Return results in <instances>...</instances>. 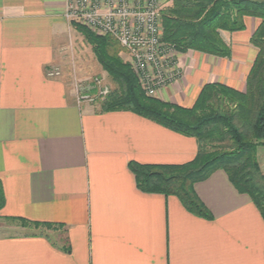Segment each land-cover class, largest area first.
Masks as SVG:
<instances>
[{
	"label": "crops",
	"instance_id": "obj_1",
	"mask_svg": "<svg viewBox=\"0 0 264 264\" xmlns=\"http://www.w3.org/2000/svg\"><path fill=\"white\" fill-rule=\"evenodd\" d=\"M67 3L0 0V216L63 226L58 241L46 232L0 235V264H264V219L223 170L194 185L212 219L137 188L130 161L183 164L197 141L130 111L76 101L62 55L71 39ZM259 22L245 17L243 30L221 32L229 57L177 53L180 75L160 98L191 107L213 82L243 92ZM54 68L61 73L48 76Z\"/></svg>",
	"mask_w": 264,
	"mask_h": 264
},
{
	"label": "trees",
	"instance_id": "obj_2",
	"mask_svg": "<svg viewBox=\"0 0 264 264\" xmlns=\"http://www.w3.org/2000/svg\"><path fill=\"white\" fill-rule=\"evenodd\" d=\"M160 16L161 41L168 48L176 53L194 50L219 57L231 55L230 44L221 32L243 30L245 17L257 18L260 22L251 44L258 54L243 92L221 83H208L191 107H182L146 94L129 60L121 57L116 40L71 23L83 32L101 69L117 85L97 103L100 112L130 111L197 141L196 155L183 164L130 161L137 188L145 193L175 196L189 212L212 219L194 185L223 170L235 189L251 198L264 219V175L256 153L259 146H264V0H172L160 9ZM2 205L0 183V208ZM4 219L35 230L63 227L22 217ZM63 249L69 250L68 246Z\"/></svg>",
	"mask_w": 264,
	"mask_h": 264
},
{
	"label": "built area",
	"instance_id": "obj_3",
	"mask_svg": "<svg viewBox=\"0 0 264 264\" xmlns=\"http://www.w3.org/2000/svg\"><path fill=\"white\" fill-rule=\"evenodd\" d=\"M65 16L77 19L117 41L128 55L139 83L149 96L162 90L180 71L176 52L161 41L160 0H67ZM60 74L58 68L48 76ZM77 102L97 104L110 93L102 77L90 81H74Z\"/></svg>",
	"mask_w": 264,
	"mask_h": 264
},
{
	"label": "rangeland",
	"instance_id": "obj_4",
	"mask_svg": "<svg viewBox=\"0 0 264 264\" xmlns=\"http://www.w3.org/2000/svg\"><path fill=\"white\" fill-rule=\"evenodd\" d=\"M65 19L69 21V23H76L82 28L86 29L87 31L97 35V36H105L101 34L97 29L92 28L80 20L77 19ZM70 44L66 48V51L62 53L64 56V62H66V66L68 67L70 75L73 80L79 81H90L94 77H102L104 82L109 86L110 93L117 89V85L108 77L105 76L102 72H100V65L98 64L94 53L92 52V47L88 41L84 38L83 32L79 29H76L73 24H70ZM112 39V38H111ZM116 47L121 55V57L126 60L128 55L125 51L119 48L116 44ZM102 70V69H101ZM61 73V68H60ZM109 93V94H110ZM108 94V95H109ZM107 95V96H108ZM155 98L161 99L160 96H153ZM102 101V100H101ZM257 160L260 164L261 171L264 175V147L257 148ZM41 230V231H40ZM40 230H35L31 228H22L15 223L5 220L0 216V235H7V234H31V233H38V232H46L49 234L53 241H58V237H60V228L52 227V228H42Z\"/></svg>",
	"mask_w": 264,
	"mask_h": 264
}]
</instances>
